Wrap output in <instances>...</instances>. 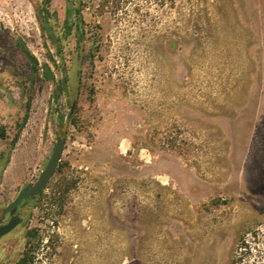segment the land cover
Listing matches in <instances>:
<instances>
[{
	"label": "rangeland",
	"instance_id": "374dc122",
	"mask_svg": "<svg viewBox=\"0 0 264 264\" xmlns=\"http://www.w3.org/2000/svg\"><path fill=\"white\" fill-rule=\"evenodd\" d=\"M44 7L0 0V223L66 145L0 264L264 259V0Z\"/></svg>",
	"mask_w": 264,
	"mask_h": 264
},
{
	"label": "water",
	"instance_id": "95a60500",
	"mask_svg": "<svg viewBox=\"0 0 264 264\" xmlns=\"http://www.w3.org/2000/svg\"><path fill=\"white\" fill-rule=\"evenodd\" d=\"M74 109V107H73ZM69 123L65 122L62 126L61 133L59 134V142L56 145L49 162L45 168V170L41 173L38 181L34 184L28 185L26 188H24L17 199L9 206L8 211L16 208L25 197H35L39 194L41 190L46 188L49 181L51 180L52 176L54 175L57 166L60 162V159L62 157L63 151L65 149L66 145V132L68 130ZM20 223V217L19 215H15L11 218L8 224L0 227V237L3 235L11 232L18 224Z\"/></svg>",
	"mask_w": 264,
	"mask_h": 264
},
{
	"label": "flooded vegetation",
	"instance_id": "af4514ba",
	"mask_svg": "<svg viewBox=\"0 0 264 264\" xmlns=\"http://www.w3.org/2000/svg\"><path fill=\"white\" fill-rule=\"evenodd\" d=\"M41 175V174H40ZM40 177V176H39ZM39 179V178H38ZM38 179L34 182V183H36L37 181H38ZM34 183H28V184H26V185H24V186H22L21 187V189L18 191V193H17V195H16V197L13 199V201H11V202H9L8 204H7V206L4 208V210H3V215H4V217L6 218L5 220H4V222H1L0 223V227H2V226H4V225H6V224H8L9 223V221L11 220V218L12 217H14L15 215H19V217H20V223L11 231V232H9V233H7V234H5V235H3L2 237H0V240H2L3 238H5V237H7L8 235H10V234H12L18 227H20L23 223H24V217H23V214H22V208L26 205V203L28 202V201H31V200H36L37 198H39L41 195H42V193L45 191V189L46 188H44L43 190H41L40 192H39V194L37 195V196H35V197H29V196H27V197H25L24 199H23V201L16 207V208H14V209H12V210H9L8 211V208H9V206L17 199V197L19 196V194L21 193V191L24 189V188H26L28 185H30V184H34ZM47 187V186H46Z\"/></svg>",
	"mask_w": 264,
	"mask_h": 264
},
{
	"label": "trees",
	"instance_id": "16d2710c",
	"mask_svg": "<svg viewBox=\"0 0 264 264\" xmlns=\"http://www.w3.org/2000/svg\"><path fill=\"white\" fill-rule=\"evenodd\" d=\"M50 2H51V0H44V5H45L44 10L48 11V6H49ZM73 7H74V5L72 4V9H73ZM72 9L70 7L69 15H72ZM23 52H24L25 56L30 60V62L33 63L35 65V67H37L38 61L31 54V52L29 51V49L26 48V47H23ZM44 68L47 71L46 72L47 73V76H52L51 68L48 65H45ZM29 105H30V101L28 103V107H29ZM232 264H243L241 254H240V256L238 258L236 257V258L233 259ZM253 264H264V259H261L257 263H253Z\"/></svg>",
	"mask_w": 264,
	"mask_h": 264
}]
</instances>
